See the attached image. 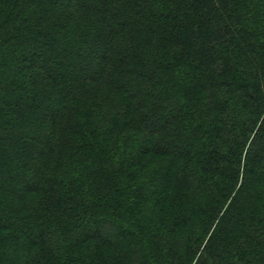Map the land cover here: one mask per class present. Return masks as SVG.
Masks as SVG:
<instances>
[{
  "label": "trees",
  "instance_id": "1",
  "mask_svg": "<svg viewBox=\"0 0 264 264\" xmlns=\"http://www.w3.org/2000/svg\"><path fill=\"white\" fill-rule=\"evenodd\" d=\"M0 264H264V0H0Z\"/></svg>",
  "mask_w": 264,
  "mask_h": 264
},
{
  "label": "rangeland",
  "instance_id": "2",
  "mask_svg": "<svg viewBox=\"0 0 264 264\" xmlns=\"http://www.w3.org/2000/svg\"><path fill=\"white\" fill-rule=\"evenodd\" d=\"M92 56H93V54H92ZM90 57H91V53H90ZM132 67H140L141 70H146L144 66L139 65V63H138V61L136 59L133 60ZM139 103H140L139 104V109H144V108L146 109L147 107H149V103L150 102L148 101V99H145V100L141 99V100H139ZM37 104H39V103H37ZM155 112L156 113H160L159 110H155ZM167 127H168V130L170 132H173L174 128H175V122H173V121L169 122ZM34 130L35 131H39L38 129L36 130V127L30 126V127H28V130L26 131L27 132L26 134L33 133Z\"/></svg>",
  "mask_w": 264,
  "mask_h": 264
}]
</instances>
